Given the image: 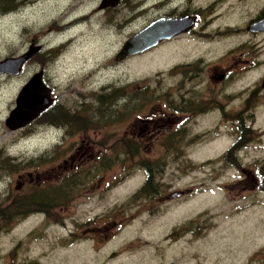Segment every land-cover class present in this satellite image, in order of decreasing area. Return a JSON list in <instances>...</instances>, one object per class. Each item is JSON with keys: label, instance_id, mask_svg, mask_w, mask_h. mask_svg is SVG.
Returning a JSON list of instances; mask_svg holds the SVG:
<instances>
[{"label": "rangeland", "instance_id": "rangeland-1", "mask_svg": "<svg viewBox=\"0 0 264 264\" xmlns=\"http://www.w3.org/2000/svg\"><path fill=\"white\" fill-rule=\"evenodd\" d=\"M99 2L13 0L12 8L0 7V62L38 46L46 56L31 59L19 76H0V154L16 166L48 156L37 169L11 175L4 171L0 208L7 209L17 193L38 188H29L31 173L43 179L41 190L58 188L75 175L84 180L78 191L66 192L73 196L63 214L33 215L9 229L0 219V264H264V193L254 185L240 190L237 170L221 163L234 138L233 124L221 122L218 115L201 117L191 123V130H182L178 153L148 138L138 156L121 157L120 165L98 171L102 161L120 153L112 145L128 139L126 133L131 135L134 128L124 125L127 99L104 107L111 110L102 113L95 99L109 89H121L119 96L132 91L148 96V107H156L152 98L158 90L175 94L179 78L171 70L197 52L194 40L184 39L117 63L130 35L109 29L106 14L96 12ZM41 70L46 85L54 86L53 100L82 113L95 126L83 125L78 139L71 132L68 146H63L64 131L39 121L17 132L6 126L22 89ZM263 80L264 64L248 74L239 89L260 81L261 88ZM258 106L257 127L264 130V99ZM116 118L120 122L115 125ZM147 160L165 161L151 187L158 193L133 199L146 186L141 163ZM176 192L184 195L162 199Z\"/></svg>", "mask_w": 264, "mask_h": 264}, {"label": "flooded vegetation", "instance_id": "flooded-vegetation-1", "mask_svg": "<svg viewBox=\"0 0 264 264\" xmlns=\"http://www.w3.org/2000/svg\"><path fill=\"white\" fill-rule=\"evenodd\" d=\"M102 5L103 0H100L96 12L106 14V23L115 35H130L127 41L151 26L161 24L164 29L171 28V31L162 33L163 35L177 36L164 40L153 49L184 39L194 40L197 48L195 58L191 61L188 58L186 63H179L171 70L179 78L175 94L166 96L163 89L158 90V95L152 98L158 102L156 107H148L146 103L151 101L148 96H135L132 91L125 96L114 94L110 98L113 104L122 98L127 99L123 106L126 110L124 125H132L134 128L131 135L126 133L128 139H121L120 143H115L111 148L122 151H134L138 148L142 151L144 149L142 146L148 143L149 138L163 142L166 149L168 140L172 136H177L173 138L175 145L182 142V130H191L189 126L194 120L216 114L221 122L233 124L231 127L234 140L223 152L221 163L237 170L239 174L236 186L240 190L244 191L254 185L264 193V130L257 127L258 104L264 99L262 95L264 80L261 88L260 81L256 85L251 84L239 89L243 79L264 64V0H119L118 4L106 9H103ZM173 27L177 30L181 28L182 31L180 29L179 32H175ZM251 39L257 40L251 42ZM231 41L235 42L232 45L234 47H231V44L223 45ZM52 52L53 50L49 53ZM250 54L256 57L255 61H251ZM42 57L46 56L41 50L31 59L37 62L36 60ZM40 72L44 73L45 82L46 72L44 70ZM48 87L53 91L54 86L51 83ZM111 92L109 89V93ZM101 96L95 101L99 102ZM52 98H54L53 92ZM61 106L63 107L54 99L49 110ZM15 108H17V99ZM118 120H115V125L120 122ZM50 127L57 132L64 131L63 146H68L72 140L68 132L74 129L70 127L68 130L64 128L65 126L55 125ZM78 133L72 136L76 137ZM80 136L82 135L77 139ZM61 144L59 143L57 147L61 148ZM78 149L80 152V148ZM0 156V177H2L5 162L3 156L1 154ZM18 177L22 178V175ZM27 177L33 184L29 188H42L44 182L40 176L31 173ZM22 180L24 181L23 178ZM17 194V199L11 200L13 208L9 205L7 209L0 208L2 224L6 211L10 214H27V218L33 215L51 217L55 214H63L69 208L67 193H62L61 196L54 194L53 199L58 200L50 204L48 209L42 208L44 204L35 207L36 203L29 201L32 193L23 191ZM27 204L30 205V209L25 207ZM172 237L175 238V235Z\"/></svg>", "mask_w": 264, "mask_h": 264}, {"label": "trees", "instance_id": "trees-1", "mask_svg": "<svg viewBox=\"0 0 264 264\" xmlns=\"http://www.w3.org/2000/svg\"><path fill=\"white\" fill-rule=\"evenodd\" d=\"M10 2L13 3V0H1L0 7L1 6L5 7V10L6 9L8 10L9 8H12V6L9 5ZM112 92L108 93L105 96L102 95L99 98V102L97 104L99 105V107H101V110H100L101 113L106 110L104 107L108 105L110 106L113 105L112 100L111 101H108V100H110V98L114 94L119 95V92H121V89L115 90V91L113 90ZM110 110H106V112ZM111 116L109 114V117ZM115 120H118V118H116ZM37 121H39V123L43 125H49V126L55 125V126H62V127L65 126L64 128L68 130H70V127L74 129L68 132V134H71V132H73L74 134H77L78 132L83 131L84 130L83 125H87L88 127H91V128L95 127L89 122L86 116L85 117L82 116V113L78 115L76 112L67 110L63 107H58V108L55 107V108H52L51 110H48L46 113H44L41 117H39L32 124H35ZM174 137H177V136H172V138L168 140V144L166 145V150L170 153H172L173 151H176L178 153V151L182 149V142L180 144L177 143L175 145V141L173 140ZM140 152L141 151L138 148H135L134 151L120 150V153H118V156L110 158L108 162L102 161L101 165H99L98 167V171L107 172L111 170L115 165L121 164V162H119L121 157L134 158L138 156ZM47 158L48 156H45V157H41L39 160L25 161V164L29 163L28 167H26L25 164H17L16 166L11 163V162L14 163V161H9V159L5 160L6 158L2 157L3 161L5 162L4 171L6 172V174L8 173L10 175L16 172V170L18 174L19 172L25 170V168L37 169L39 168L41 163L42 164L46 163ZM151 164H153L154 166H152ZM141 165L144 167V170L146 171L147 182H146V186L141 191H139V193H137V195L133 199L145 198L147 196H152L158 193V192L156 193L152 192L153 189L151 190V187H154L155 185L156 174L161 171L163 172V168L165 167V161L162 160L160 161V163L158 161L150 163V161L147 160V161H143ZM82 186H84V180L82 179V176L75 175V176L70 177L69 180H63L60 186L55 189L45 188L41 190L40 188H35L32 194L30 195L31 200L29 201L30 202L33 201L34 203H36L35 207H40L42 204H44L42 208L48 209L50 204L54 203L55 200H58V199H53L54 194H58L60 196L62 193L65 194L66 192H69L72 194V192L78 191V189L81 188ZM155 187H158V186H155ZM67 198H68L67 200L69 199L72 200V196H68ZM9 207L13 208V204L12 205L10 204ZM25 207L28 209L31 208L29 204L25 205ZM27 216H28L27 214H10V212L6 211V213L3 216L2 225H5L4 228L9 229L13 222L17 221L18 223L22 221L23 219H26Z\"/></svg>", "mask_w": 264, "mask_h": 264}, {"label": "water", "instance_id": "water-1", "mask_svg": "<svg viewBox=\"0 0 264 264\" xmlns=\"http://www.w3.org/2000/svg\"><path fill=\"white\" fill-rule=\"evenodd\" d=\"M118 2L119 0H103L102 8H109L118 4ZM170 29L171 28L164 29L161 24H155L140 35H134L126 41L117 55L116 61L121 63L131 57L144 54L158 46L164 40L177 36L162 34L171 31ZM180 29L177 30L174 28V31L179 32ZM41 49L42 47L40 46L31 47L28 52L18 58L6 59L0 62V76H19L25 64L39 53ZM53 103L52 91L44 82V73L40 72L22 89L17 98V108L11 112L6 121V126L12 132L23 130L41 117L42 114L47 112ZM183 195V192H176L165 197L164 201L182 197Z\"/></svg>", "mask_w": 264, "mask_h": 264}, {"label": "bare ground", "instance_id": "bare-ground-1", "mask_svg": "<svg viewBox=\"0 0 264 264\" xmlns=\"http://www.w3.org/2000/svg\"><path fill=\"white\" fill-rule=\"evenodd\" d=\"M16 11H17V8H16ZM109 91V90H108ZM115 91V90H114ZM113 93V92H112ZM102 94V93H101ZM104 94H105V92H104ZM105 95H107V94H105ZM104 95V96H105ZM99 96V95H98ZM101 96V95H100ZM110 96V95H109ZM114 96V95H113ZM107 100V99H106ZM115 100V99H114ZM108 101H111V100H108ZM115 106V105H114ZM119 106V105H118ZM1 157V156H0ZM9 158V157H8Z\"/></svg>", "mask_w": 264, "mask_h": 264}]
</instances>
